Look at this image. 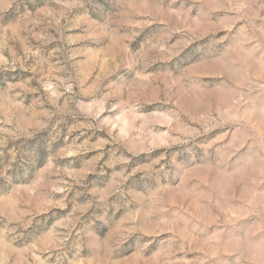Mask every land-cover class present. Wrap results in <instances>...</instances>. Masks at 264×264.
I'll list each match as a JSON object with an SVG mask.
<instances>
[{"label":"clouds","instance_id":"clouds-1","mask_svg":"<svg viewBox=\"0 0 264 264\" xmlns=\"http://www.w3.org/2000/svg\"><path fill=\"white\" fill-rule=\"evenodd\" d=\"M0 264H264V0H0Z\"/></svg>","mask_w":264,"mask_h":264}]
</instances>
